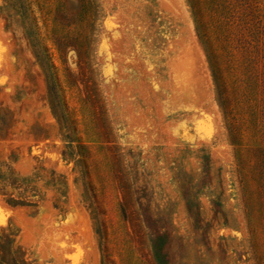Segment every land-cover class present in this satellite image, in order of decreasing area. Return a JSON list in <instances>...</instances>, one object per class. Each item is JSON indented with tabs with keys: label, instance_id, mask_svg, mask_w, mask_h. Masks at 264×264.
I'll list each match as a JSON object with an SVG mask.
<instances>
[{
	"label": "rangeland",
	"instance_id": "obj_1",
	"mask_svg": "<svg viewBox=\"0 0 264 264\" xmlns=\"http://www.w3.org/2000/svg\"><path fill=\"white\" fill-rule=\"evenodd\" d=\"M0 264H264V0H0Z\"/></svg>",
	"mask_w": 264,
	"mask_h": 264
}]
</instances>
